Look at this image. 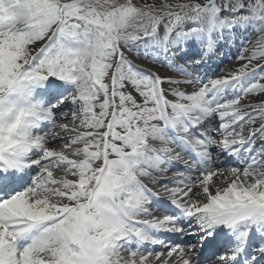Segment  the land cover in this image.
<instances>
[{
	"label": "snow or ice",
	"instance_id": "1",
	"mask_svg": "<svg viewBox=\"0 0 264 264\" xmlns=\"http://www.w3.org/2000/svg\"><path fill=\"white\" fill-rule=\"evenodd\" d=\"M0 264H264V0H0Z\"/></svg>",
	"mask_w": 264,
	"mask_h": 264
},
{
	"label": "rangeland",
	"instance_id": "2",
	"mask_svg": "<svg viewBox=\"0 0 264 264\" xmlns=\"http://www.w3.org/2000/svg\"><path fill=\"white\" fill-rule=\"evenodd\" d=\"M252 39L255 40V36L254 35L252 36ZM237 47H238V45H237ZM234 49H235L234 50V52H235L236 48H234ZM233 61H234V57H232V56H230L229 59L226 61V64L229 66V68L233 66V64H232V63H234ZM179 62L183 63V61H179ZM136 63L140 64L142 67H153L154 70L159 71L161 74H164V73L168 72V69H166V68H162V67L161 68H155L154 66H152V65H150V64H148V63H146L144 61H141V60H137ZM220 67L223 68L224 65H221Z\"/></svg>",
	"mask_w": 264,
	"mask_h": 264
},
{
	"label": "bare ground",
	"instance_id": "3",
	"mask_svg": "<svg viewBox=\"0 0 264 264\" xmlns=\"http://www.w3.org/2000/svg\"><path fill=\"white\" fill-rule=\"evenodd\" d=\"M233 62H235V61H233ZM232 64H234V63H232ZM229 67V66H228Z\"/></svg>",
	"mask_w": 264,
	"mask_h": 264
}]
</instances>
